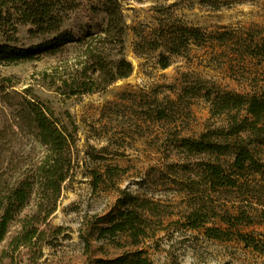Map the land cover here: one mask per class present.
<instances>
[{"label":"rangeland","instance_id":"1","mask_svg":"<svg viewBox=\"0 0 264 264\" xmlns=\"http://www.w3.org/2000/svg\"><path fill=\"white\" fill-rule=\"evenodd\" d=\"M80 1L81 8L64 26L74 41L54 55L40 53L34 59L0 64V197L36 176L48 154L47 146L20 125L18 113L28 101L47 109L73 138L70 179L51 216L64 233L45 247L42 263L89 264L101 255L95 250L99 242L94 244L96 252H85L82 224L109 214L126 191L153 202L152 237L139 246L153 264H264V254L236 237L210 239L203 229L189 228L187 216L199 206L209 215L245 211L254 223L238 230L264 239V207L243 190L214 191L201 177L202 163H227L231 158L188 153L177 146L182 137L200 138L225 125L224 117L212 116L207 91L262 93L264 60L251 55L250 49L264 40V0H119L127 30L124 54L133 72L102 91L71 96L65 94L69 88L62 80L72 81L81 68L77 63L86 60L87 32L99 33L107 25L106 14L92 10L101 0ZM161 6L173 17L158 13ZM170 24L198 31L201 40H191L163 69L160 56L169 55L164 48H146L143 53L136 46ZM17 31L18 47L24 49L48 41L31 39L28 27ZM160 107L168 118L157 119ZM258 152L264 163V145ZM96 174L103 177L98 185ZM246 177L252 185L264 186V172ZM35 204L32 198L28 209ZM207 226L228 229L217 219ZM118 240L125 242L123 236ZM103 247L109 256L136 250ZM19 262L17 258L15 264Z\"/></svg>","mask_w":264,"mask_h":264},{"label":"trees","instance_id":"2","mask_svg":"<svg viewBox=\"0 0 264 264\" xmlns=\"http://www.w3.org/2000/svg\"><path fill=\"white\" fill-rule=\"evenodd\" d=\"M100 2L92 10L106 14L107 25L99 33L87 32L90 40L85 42L86 60L77 63L81 68L76 70L72 81L62 80L63 86L69 88L65 94L99 92L133 72V66L124 54L127 30L122 5L119 0ZM82 4L80 0H0V64L11 65L34 59L40 53L54 55L61 46L74 41L64 26L70 14L78 11ZM156 11L173 17L168 7L161 6ZM19 27H28L31 39L45 38L48 41L41 47H18ZM191 40H201L200 33L183 25L170 24L158 35L155 31L153 39H146L136 47L143 53L146 48H164L169 55L161 54L159 63L166 69L171 65V56L181 54ZM250 54L264 60V40L251 48ZM1 93H5V89ZM4 96L9 97L8 94ZM205 96L211 103L212 116L224 117L225 125L204 133L200 138L182 137L177 140L178 148L188 153L231 158L227 163H202L201 177L214 191L243 190L264 207V194L261 197L264 186L252 185L246 177L247 174L264 172V163L258 152V148L264 145V89L258 95L207 91ZM168 116L164 108H158V120ZM18 118L24 131L47 146L48 154L37 170V177L23 181L8 195L0 197V246L5 243L0 251V264H15L17 258L20 259L18 264H43L45 247L53 245L64 233L62 227L53 224L51 216L57 210L64 184L70 179L73 138L67 128L60 127L49 117L48 110L39 104L28 101L19 111ZM99 176H95L97 185L103 181ZM32 198H36V204L28 209ZM151 205L152 201L125 191L109 214L93 217L89 224L83 223L80 238L85 252H96L93 251L94 244L100 243L95 250L101 255H95L89 264H153L148 252L139 247L152 237L150 216L155 210ZM215 219L228 229L207 226ZM187 220L189 228L203 229L210 239L229 241L236 237L247 247L264 254V239L238 230L241 225L254 223L252 215L245 211L237 215L230 211L224 215H209L199 206L191 211ZM14 228L17 229L15 232ZM233 229L237 231L232 232ZM119 236L125 238L124 243L118 240ZM103 245L121 250L129 246L136 250L124 249L120 254L109 256Z\"/></svg>","mask_w":264,"mask_h":264}]
</instances>
